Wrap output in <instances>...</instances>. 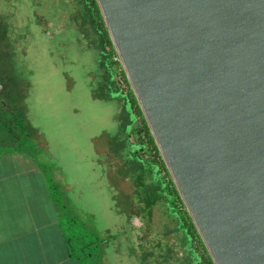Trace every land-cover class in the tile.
<instances>
[{
  "label": "water",
  "instance_id": "95a60500",
  "mask_svg": "<svg viewBox=\"0 0 264 264\" xmlns=\"http://www.w3.org/2000/svg\"><path fill=\"white\" fill-rule=\"evenodd\" d=\"M95 2L210 261L264 264V0Z\"/></svg>",
  "mask_w": 264,
  "mask_h": 264
},
{
  "label": "rangeland",
  "instance_id": "374dc122",
  "mask_svg": "<svg viewBox=\"0 0 264 264\" xmlns=\"http://www.w3.org/2000/svg\"><path fill=\"white\" fill-rule=\"evenodd\" d=\"M80 2L0 0V75L8 77L13 104L34 134L18 149L44 173L52 197L63 202L62 226L76 255L94 252L95 264H181L179 235L170 232L164 205L153 207L149 219L144 216V189L127 166L126 115L104 84L105 55L98 49L104 44L111 61L115 52L93 0L89 14L78 10ZM89 15L97 20L100 38L89 27ZM109 66L115 85L132 101L120 64ZM141 121L131 141L144 145L141 159L160 167L172 205L189 225ZM7 138L0 132L2 153L14 144ZM194 244L201 252L197 239Z\"/></svg>",
  "mask_w": 264,
  "mask_h": 264
},
{
  "label": "crops",
  "instance_id": "0c3cea01",
  "mask_svg": "<svg viewBox=\"0 0 264 264\" xmlns=\"http://www.w3.org/2000/svg\"><path fill=\"white\" fill-rule=\"evenodd\" d=\"M64 211L31 158L0 155V264H81L69 255Z\"/></svg>",
  "mask_w": 264,
  "mask_h": 264
},
{
  "label": "trees",
  "instance_id": "16d2710c",
  "mask_svg": "<svg viewBox=\"0 0 264 264\" xmlns=\"http://www.w3.org/2000/svg\"><path fill=\"white\" fill-rule=\"evenodd\" d=\"M80 1L81 2L79 4L78 10H85L89 14L91 8L89 0ZM93 6L97 11H99L95 0H93ZM99 18H101V16ZM89 19L91 20V22H89L91 31L95 33L99 38L103 36V33L99 30V26L97 25V20L94 19V17L91 15H89ZM104 34L108 36L107 31H105ZM0 41H2V39H0ZM107 42L110 46L111 43L109 37L107 39ZM104 46L105 45L103 44L101 45V48L98 49L105 55V64L104 66H101L103 72H105V78L103 81L104 84H107V89L109 90L111 99L121 102L122 110L126 115L125 121L123 123L128 130L127 133H125V140L127 143L126 145L129 148L128 155L130 156V162H127L130 165H126L131 168L130 173H133V180L136 183V186L138 185L142 187V189H144L145 197L139 198V202H145L144 216L148 217L149 219L151 217L153 207H155L158 203H162L167 209V216L170 222H172L173 227L171 228L170 232L172 231L176 235H179L177 242L179 244V247L181 248V251H183L181 264H207L210 259L193 227V224L189 222V225H187L183 217L179 215L174 205H172L174 197L173 195H171L169 189L166 186V183L163 180V177L161 176L160 167L152 163V161L148 162L141 159L139 153L143 150L144 145L136 144L131 141V137L133 136L132 132L135 130L134 125L138 122V118L141 117V122L144 125L147 136L153 143V139L149 133L144 119L142 118L135 98L132 97L131 101L128 95L123 93L122 87H117L115 85V75L113 74V71H111L109 66V63H111L112 61L110 60L109 54L105 50ZM0 85L3 86L1 94L2 97L0 99V132L7 135V139H10L12 140V142H14L12 147L7 146L5 147V149L22 152L18 149L21 144L20 142L22 140H25L26 138H30L34 134L30 130H27L22 110L14 106L13 102L15 103V101L14 99H11L10 96V83L8 77H6L3 72L0 75ZM3 99H5L6 102H9V106L12 108H8V105L5 104ZM134 105L136 107L135 109L133 107ZM1 154L2 152L0 150V155ZM160 164V166L166 172L165 166L162 161ZM175 194L177 195L176 191ZM195 238L197 239V242L202 249L201 252H199L200 250L198 251L197 246L194 244V241L196 240ZM66 240L70 249V258L78 260L81 264H85L84 259L88 260V264H95L94 252H88L85 256L80 257L74 252V249L72 248L67 237Z\"/></svg>",
  "mask_w": 264,
  "mask_h": 264
},
{
  "label": "built area",
  "instance_id": "2783aa9c",
  "mask_svg": "<svg viewBox=\"0 0 264 264\" xmlns=\"http://www.w3.org/2000/svg\"><path fill=\"white\" fill-rule=\"evenodd\" d=\"M113 63L119 64L118 61V57L116 56V54L114 53L113 59H112ZM117 82V81H116ZM207 264H213L211 261H209Z\"/></svg>",
  "mask_w": 264,
  "mask_h": 264
},
{
  "label": "flooded vegetation",
  "instance_id": "af4514ba",
  "mask_svg": "<svg viewBox=\"0 0 264 264\" xmlns=\"http://www.w3.org/2000/svg\"><path fill=\"white\" fill-rule=\"evenodd\" d=\"M1 94H2V91H1ZM2 96H0V99H1Z\"/></svg>",
  "mask_w": 264,
  "mask_h": 264
}]
</instances>
